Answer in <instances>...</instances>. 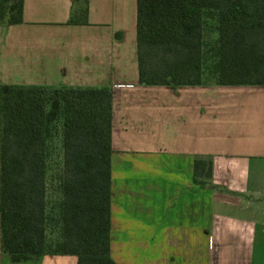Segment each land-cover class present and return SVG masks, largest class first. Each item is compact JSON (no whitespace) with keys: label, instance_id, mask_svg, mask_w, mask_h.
Listing matches in <instances>:
<instances>
[{"label":"crops","instance_id":"1","mask_svg":"<svg viewBox=\"0 0 264 264\" xmlns=\"http://www.w3.org/2000/svg\"><path fill=\"white\" fill-rule=\"evenodd\" d=\"M71 3L24 0L22 22L0 24V92L112 89L111 255L112 239H141L169 245L144 264H264V84H140L137 0H88L86 24L68 23ZM197 156L213 163L205 184ZM0 264L77 257L12 261L0 248Z\"/></svg>","mask_w":264,"mask_h":264},{"label":"trees","instance_id":"2","mask_svg":"<svg viewBox=\"0 0 264 264\" xmlns=\"http://www.w3.org/2000/svg\"><path fill=\"white\" fill-rule=\"evenodd\" d=\"M24 0H0V24L23 20ZM68 23L86 24L88 0H71ZM137 65L143 85H263L264 0H137ZM110 87L4 86L0 92V248L12 261L76 255L117 264L111 239ZM60 102L58 117L51 105ZM59 142L62 166L47 168ZM213 163L194 161L205 184ZM61 198L46 209L47 184Z\"/></svg>","mask_w":264,"mask_h":264},{"label":"rangeland","instance_id":"3","mask_svg":"<svg viewBox=\"0 0 264 264\" xmlns=\"http://www.w3.org/2000/svg\"><path fill=\"white\" fill-rule=\"evenodd\" d=\"M51 109L53 112L51 118L58 117L60 102L58 100L54 101L51 105ZM53 151L54 157L47 168L48 175H55L60 171V167L62 166V152L59 142L55 144ZM60 198L61 192L59 190L58 182L50 181V183L47 184V211L50 212L53 208L54 202L59 201ZM111 244L115 250V255H113L114 260L116 262L121 260L122 264H144L145 260L151 258L153 253L157 251L158 247L162 252L165 251L169 253V245L167 243L151 242L150 240L118 238L112 239Z\"/></svg>","mask_w":264,"mask_h":264}]
</instances>
